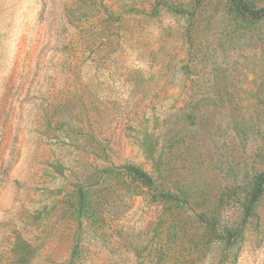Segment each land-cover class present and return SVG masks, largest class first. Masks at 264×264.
Instances as JSON below:
<instances>
[{"label":"rangeland","instance_id":"1","mask_svg":"<svg viewBox=\"0 0 264 264\" xmlns=\"http://www.w3.org/2000/svg\"><path fill=\"white\" fill-rule=\"evenodd\" d=\"M259 174L264 20L0 0V264H264Z\"/></svg>","mask_w":264,"mask_h":264},{"label":"trees","instance_id":"2","mask_svg":"<svg viewBox=\"0 0 264 264\" xmlns=\"http://www.w3.org/2000/svg\"><path fill=\"white\" fill-rule=\"evenodd\" d=\"M201 2L202 0H192V5L199 6ZM226 2L230 5V8L232 9L235 16L243 21L257 23L264 20V6L260 8H253L248 5L244 0H226ZM130 172H132L134 175H137L141 179H144L149 182V178H147V175L139 171L138 169H130ZM263 187L264 175L259 174L255 177L253 188L251 191V197L245 208V214L247 216L250 215V210L253 208L255 202L259 199ZM236 231L237 230H233L231 228L226 230L228 240L231 238V236L234 235V233H236Z\"/></svg>","mask_w":264,"mask_h":264}]
</instances>
